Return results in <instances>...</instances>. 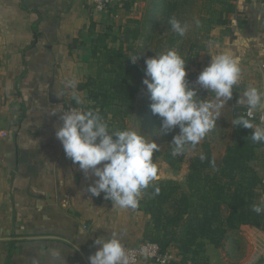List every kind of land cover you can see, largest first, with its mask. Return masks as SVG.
<instances>
[{"label":"crops","instance_id":"crops-1","mask_svg":"<svg viewBox=\"0 0 264 264\" xmlns=\"http://www.w3.org/2000/svg\"><path fill=\"white\" fill-rule=\"evenodd\" d=\"M162 1L121 0L105 15L89 0H0V264H89L98 237L115 234L122 245L145 240L149 216L138 208L114 206L104 193L91 196L87 187L96 178H86L66 157L55 131L62 109L78 105L83 94L78 84L90 74L91 44L100 29L112 27L105 21L133 19L138 3L146 11ZM216 5L210 19L225 23L211 24L198 61L207 66L221 53L240 60L241 79L214 126L229 115L226 132L233 106L246 105L237 103L244 92L256 87L264 93V0ZM204 98L220 102L215 93ZM224 150L212 153L218 157ZM250 164L264 181V147ZM237 231L239 236L229 235ZM227 235L220 259L215 256L222 249L207 241L212 255L204 264H264L263 230L245 224ZM236 237L242 248L256 249L247 259L229 252ZM53 250L60 252L59 260Z\"/></svg>","mask_w":264,"mask_h":264},{"label":"clouds","instance_id":"clouds-1","mask_svg":"<svg viewBox=\"0 0 264 264\" xmlns=\"http://www.w3.org/2000/svg\"><path fill=\"white\" fill-rule=\"evenodd\" d=\"M172 30L183 36L187 24H181L174 17L170 19ZM199 24V21L196 22ZM136 63L138 57L130 58ZM145 78L142 83L150 93V108L160 118L163 135H168L177 127L171 144L172 155L178 156L191 145L195 148L215 126L219 109L233 97V86L241 79L240 60L227 53H221L198 74L196 84L215 93L219 103L200 101L197 89L187 80L186 62L174 50L155 55L145 60ZM77 103L81 101L77 98ZM237 103L246 104L248 116L256 109L264 110V93L256 87H249ZM55 114V113H54ZM62 124L56 129V138L61 142L66 157L78 165L85 177H95L87 187L91 196L110 200L120 208L138 207L143 189L150 182L159 179L157 165L153 162L158 144L148 142L134 131H110L98 112L72 109L61 115ZM236 127L253 129V142H264V126L256 125L243 116L232 122ZM205 157H200L203 160ZM159 188L155 193L159 194ZM257 214L264 212V200L254 204ZM94 244L97 250L88 257L89 264H129V256L115 234L110 239L98 237ZM53 259H60V252L53 250ZM34 264H39L34 261Z\"/></svg>","mask_w":264,"mask_h":264},{"label":"trees","instance_id":"trees-1","mask_svg":"<svg viewBox=\"0 0 264 264\" xmlns=\"http://www.w3.org/2000/svg\"><path fill=\"white\" fill-rule=\"evenodd\" d=\"M208 1L219 2L220 0ZM173 3L164 0L158 7L155 4L143 13L142 21L134 22H139L141 27L145 28L149 23L152 24L151 21L155 14H159L158 18L164 11L170 14L172 9L170 5ZM215 11L216 9L212 6L210 12ZM213 23H225V19L218 18L212 20L211 24ZM204 47L203 44L199 48L202 51ZM95 51L94 48L92 56H95ZM191 61L190 57L185 59L186 69L193 64H190ZM194 62L192 67L201 64L200 61ZM118 66L120 72L112 68L103 71L110 74L106 77L107 82L100 80V84L97 83L95 79L99 77L97 76L99 72H97L94 76L88 75L78 84L77 89L84 90L88 86V81L92 82L91 85L97 92L96 96L94 95V100H96L101 91L98 88H102L99 94L106 100V103L113 102L116 107L113 117L118 119L129 115L135 106L136 111L141 112V105H146L145 121L149 122L154 118L155 122L150 125L152 127L155 125L157 128L160 126V118L152 113L150 108L152 102L144 100L136 105L135 93L139 91L138 83L133 85L127 82V79L132 77L128 64ZM134 68L139 71L141 67L134 65ZM194 75L195 72L190 71L186 77L187 80ZM93 89L89 92L91 93ZM100 107V109L104 107L103 103ZM244 109L245 106H233L232 122L243 116L249 119L254 126H264L255 118H249ZM253 131L254 128L236 127L232 123L231 141L225 146L221 156H214L209 141H205L201 144L203 150L190 160L184 182L174 179H157L150 182L148 188L143 189L144 195L140 196L137 208L149 216L145 240L156 242L161 251L172 247L170 244L173 242L175 245L173 250L177 257H182L181 261L187 259L186 256H190L195 262V257L192 256L198 253V250L203 249L205 240L215 246H220L229 231H235L240 225L245 224L264 231V212L257 214L252 210L254 204L262 202L264 181L250 164L255 157L256 150L264 147V142H253L251 139ZM159 154H161L159 151H154L152 158L154 163ZM202 155L205 157L203 160L200 159ZM166 158L169 160L170 168H179L180 165L174 164L175 160L171 155ZM178 159L180 161V158ZM156 188H159V194L155 193ZM176 231L179 234L175 235ZM169 233H174V236L168 237ZM176 262L178 261L175 259L169 264H176Z\"/></svg>","mask_w":264,"mask_h":264},{"label":"rangeland","instance_id":"rangeland-1","mask_svg":"<svg viewBox=\"0 0 264 264\" xmlns=\"http://www.w3.org/2000/svg\"><path fill=\"white\" fill-rule=\"evenodd\" d=\"M89 1L95 9L94 5L92 4V0ZM119 1L121 0H118L117 4ZM170 1L174 2L172 5H170L172 6L171 11L169 9L171 13L166 14L167 12L164 11L162 12L161 17L158 19L155 18L157 15L155 14L153 17V21H151L152 24L149 23L145 28L141 27V24L139 22H134L136 20H143V13L145 12V8L143 7L142 2L137 4L138 10L135 12V15L132 13L133 16L131 17H133V19H127L128 17H130L127 16L125 19H112L113 21H109V23L107 20L105 21L106 25L109 24L112 27L107 30H105V28L100 29V31L97 33L96 38L91 44L89 75L94 76L97 72H99L97 75L99 77L95 78L97 83L100 84V80L107 82L106 77H108L110 74L103 71L112 68V70L116 69L115 71L120 72L118 65L128 64L132 77H129L127 79V82L133 85L135 83H138L139 87V91L135 93V97L137 99L136 105L140 104L144 100L152 102L150 99V93L147 91L146 86L142 83L143 79L145 78L144 69L146 67L145 60L147 58L167 53L169 50H174L184 60L187 57H190L192 60L190 64L193 63L192 65L195 64L194 61L199 60L201 54V50L199 47H201V45L203 44L206 45V40L208 39L206 35L207 31L211 25L212 20H215L210 19V9L213 6V8L217 10L219 6L216 5V2L214 4V2L208 0H169V2ZM162 2H164V0ZM111 7L109 9L105 8L103 12H99L96 9L95 10L100 14L107 15ZM118 16L120 17V13H118L117 17ZM173 17L181 22L182 25H188V30L185 35L180 36L172 30L169 21ZM197 21H199V24L196 23ZM94 48L96 49L95 56H92ZM133 57H138L136 63L131 62L130 58ZM134 65L141 67L140 70L136 71ZM192 65L186 69L187 75L192 70ZM134 75L136 76L133 78ZM91 84L92 82L88 81L87 88L83 90V94L79 97L81 102L78 103V105H75V107L79 108V110L82 111L92 110L94 112H98L99 115L103 118L104 122L107 123L110 131H134L137 134L143 136L148 142H152L154 140L158 144L159 152L161 153L156 156L155 160V164L158 168L159 179H174L180 182H184L185 176L188 171L187 166L189 165L192 157L196 154H199L203 150V146L201 145L203 142L209 141L211 151L219 154L224 150L226 141L230 140L229 137H231V128L229 129L228 126V130L224 132L225 127H227L226 125L229 121L228 115V117L220 121V126H217L216 129L213 127L214 131L212 128L199 142V144L196 145L195 148H192L191 145H188L183 154L173 156L172 148L174 146L171 144V140L174 135L178 134V127L168 135H163L160 126H157L156 128L155 125L153 127L150 125V123L155 122L154 118L152 119V121H145L144 109L146 108V105H141V112L136 111L135 106V109H133V111L129 115L121 117V119L113 117L114 110L116 109L115 105L113 104V102L106 103V100L101 97V94L99 93L102 91V88H98V90L101 91L98 93L99 97L97 96L98 98L94 100V95L96 96L97 92L93 89V86ZM90 89H93L91 90L92 94L89 92ZM205 94L198 91V97L196 98L200 101H205V98L203 99V95L205 96ZM101 103H103L104 105L102 109H100ZM169 155H171L175 160L174 164L180 165L179 168H170L169 160L166 158ZM178 158H180V161H178ZM141 195H144L143 190L141 192ZM262 200H264V195L262 196ZM174 233L175 235L176 233L179 234L178 231ZM174 233H169L168 237H171V235H173ZM229 235L239 236L238 231ZM235 240V244H229L230 247L228 248V250L238 258L247 259L256 250L253 246L249 248H242L241 245L239 246V239L236 237ZM225 241L226 238L222 240L220 246H217L222 249V252H216V259L222 258L221 256L225 253ZM206 243L207 240L204 241L203 249L198 250V253L192 256L195 257V262L191 260L190 256H186L188 258L185 259V261H181L182 257L180 256H176L175 258L180 261V264H188V262L191 264H204L205 257L207 258V262L208 257L212 255H210L209 250H206ZM170 246H172L169 247L171 249H174L175 247L173 242H171Z\"/></svg>","mask_w":264,"mask_h":264},{"label":"built area","instance_id":"built-area-1","mask_svg":"<svg viewBox=\"0 0 264 264\" xmlns=\"http://www.w3.org/2000/svg\"><path fill=\"white\" fill-rule=\"evenodd\" d=\"M118 0H92V4L95 9L99 12H103V10L109 9ZM206 67L205 64H200L195 66L191 71L195 72L194 76L188 79L190 86L195 87L197 91H207L212 92L210 90H206L201 88L198 84H196V79L198 74ZM72 109L79 108L68 105L62 109V115ZM248 107L245 105L244 112L248 116ZM249 117V116H248ZM249 118H255L260 124L264 125V110L256 109L252 112V116ZM128 256H129V264H138L140 261H148L153 264H169L171 261L175 260L176 254L173 249L168 248L165 251H161L159 245L156 242L143 240L136 245H123Z\"/></svg>","mask_w":264,"mask_h":264},{"label":"water","instance_id":"water-1","mask_svg":"<svg viewBox=\"0 0 264 264\" xmlns=\"http://www.w3.org/2000/svg\"><path fill=\"white\" fill-rule=\"evenodd\" d=\"M94 254V253H93Z\"/></svg>","mask_w":264,"mask_h":264}]
</instances>
